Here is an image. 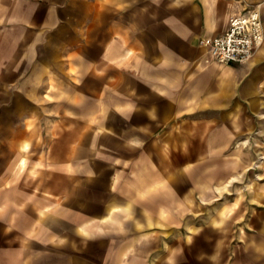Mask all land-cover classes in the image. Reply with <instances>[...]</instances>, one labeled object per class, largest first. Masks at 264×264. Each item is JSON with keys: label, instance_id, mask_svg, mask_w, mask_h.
Returning a JSON list of instances; mask_svg holds the SVG:
<instances>
[{"label": "crops", "instance_id": "1", "mask_svg": "<svg viewBox=\"0 0 264 264\" xmlns=\"http://www.w3.org/2000/svg\"><path fill=\"white\" fill-rule=\"evenodd\" d=\"M0 264H264V0H0Z\"/></svg>", "mask_w": 264, "mask_h": 264}, {"label": "built area", "instance_id": "2", "mask_svg": "<svg viewBox=\"0 0 264 264\" xmlns=\"http://www.w3.org/2000/svg\"><path fill=\"white\" fill-rule=\"evenodd\" d=\"M263 41L260 12L257 6L228 20L227 29L215 38H204L199 44L212 60L221 64L246 63Z\"/></svg>", "mask_w": 264, "mask_h": 264}]
</instances>
